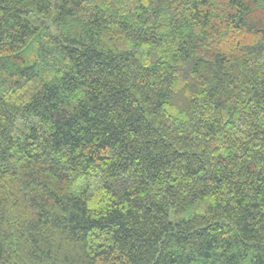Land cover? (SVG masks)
Returning <instances> with one entry per match:
<instances>
[{"label": "trees", "instance_id": "trees-1", "mask_svg": "<svg viewBox=\"0 0 264 264\" xmlns=\"http://www.w3.org/2000/svg\"><path fill=\"white\" fill-rule=\"evenodd\" d=\"M0 264H264V0H0Z\"/></svg>", "mask_w": 264, "mask_h": 264}]
</instances>
